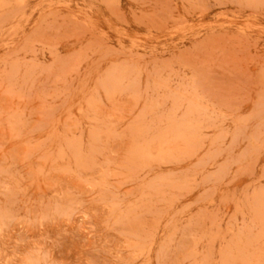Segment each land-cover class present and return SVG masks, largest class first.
Listing matches in <instances>:
<instances>
[{"label": "rangeland", "instance_id": "rangeland-1", "mask_svg": "<svg viewBox=\"0 0 264 264\" xmlns=\"http://www.w3.org/2000/svg\"><path fill=\"white\" fill-rule=\"evenodd\" d=\"M0 264H264V0H0Z\"/></svg>", "mask_w": 264, "mask_h": 264}]
</instances>
